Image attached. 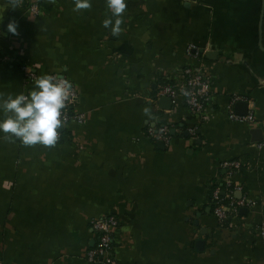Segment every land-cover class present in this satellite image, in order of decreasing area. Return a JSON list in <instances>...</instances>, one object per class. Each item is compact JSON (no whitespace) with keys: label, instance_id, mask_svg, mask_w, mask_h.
Wrapping results in <instances>:
<instances>
[{"label":"crops","instance_id":"0c3cea01","mask_svg":"<svg viewBox=\"0 0 264 264\" xmlns=\"http://www.w3.org/2000/svg\"><path fill=\"white\" fill-rule=\"evenodd\" d=\"M125 2L113 36L103 27L106 0L81 12L73 0L17 8L0 0V95H30L36 79L60 74L83 116L51 148L0 131V264H93L91 221L107 215L120 222L119 264H264V0ZM13 20L18 35L7 31ZM200 61L211 86L206 112L185 96L164 108L159 84ZM238 102H248L245 114ZM232 109L253 118L234 119ZM161 123L171 124L168 143L147 134ZM233 160L242 166L234 197L253 204L223 224L212 191L225 188Z\"/></svg>","mask_w":264,"mask_h":264},{"label":"built area","instance_id":"2783aa9c","mask_svg":"<svg viewBox=\"0 0 264 264\" xmlns=\"http://www.w3.org/2000/svg\"><path fill=\"white\" fill-rule=\"evenodd\" d=\"M29 9L34 14L39 12V6L36 3L31 4ZM188 53L195 58H200L204 52L198 46L191 44L188 48ZM179 75L180 79L177 82L164 81L160 83L157 90V96H168L170 98L185 96L186 103L193 112L201 115L204 114L211 97V86L209 79L205 74L203 63L200 61L196 66H186L180 70ZM53 76L67 79L60 74H54ZM77 98V90L72 85L69 101L63 110L62 118L65 120L63 127L72 121L81 122L83 119V116L77 114L74 110ZM239 99V96L232 97L230 106H233V104ZM230 115L232 118L238 120H250L253 118L251 112L247 115L241 116L236 114L233 109L230 111ZM147 134L154 141L168 143L172 138L171 124L161 123L157 126H150L147 129ZM61 135L62 133L59 130L58 142L61 139ZM225 166L229 173V176H227L225 180V188L219 185L216 186L212 191L211 198L213 213L216 219L223 224L228 223L232 217L237 216L242 207L253 204L252 199L246 197H234V191L237 189L241 190V186L232 181V175L242 167L240 161H229L225 163ZM119 224L120 222L118 218L114 215L102 216L91 221V227L95 233V244L86 251V259L89 262L93 264H119L117 256L113 251L115 229ZM258 232L264 239V219L258 226Z\"/></svg>","mask_w":264,"mask_h":264},{"label":"clouds","instance_id":"9594fccd","mask_svg":"<svg viewBox=\"0 0 264 264\" xmlns=\"http://www.w3.org/2000/svg\"><path fill=\"white\" fill-rule=\"evenodd\" d=\"M54 2V0H51ZM74 12L90 10V0H73ZM13 8L19 7L22 0H9ZM111 16L103 21V27L111 28L113 36H119L123 24V13L127 8L125 0H106ZM18 24L11 21L7 31L18 35ZM72 84L62 77L43 75L35 81V89L30 95L19 94L6 99L0 95V110L5 119L0 120V131L6 140L18 139L25 146L43 145L54 147L59 140V130L65 120L63 110L69 101ZM147 109L145 112L147 113Z\"/></svg>","mask_w":264,"mask_h":264},{"label":"water","instance_id":"95a60500","mask_svg":"<svg viewBox=\"0 0 264 264\" xmlns=\"http://www.w3.org/2000/svg\"><path fill=\"white\" fill-rule=\"evenodd\" d=\"M159 102L164 108H169L170 104L172 102V99L170 97H168V96H162V97H160ZM236 106L238 108L242 109V111H244V112H242L243 114H245L247 112V110H248V102H238ZM256 139H258V138H256ZM160 143H162V142H160ZM197 244L199 246H202L203 245V241L198 240Z\"/></svg>","mask_w":264,"mask_h":264}]
</instances>
